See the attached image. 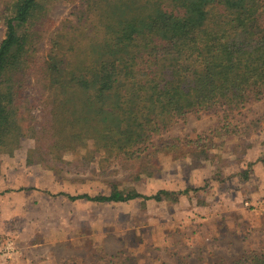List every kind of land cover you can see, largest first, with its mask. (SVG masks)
I'll list each match as a JSON object with an SVG mask.
<instances>
[{
  "label": "trees",
  "instance_id": "trees-1",
  "mask_svg": "<svg viewBox=\"0 0 264 264\" xmlns=\"http://www.w3.org/2000/svg\"><path fill=\"white\" fill-rule=\"evenodd\" d=\"M52 1L0 0V151L11 154L30 137L28 162L36 157L53 170L68 164L63 152L78 149L86 150L83 166L97 153L136 160L166 119L218 110L220 125L188 141L195 159L215 165L212 150L230 136L239 147L253 131L264 146V113L232 122L247 102L264 99V0H81L83 10L53 27L47 53L31 61L32 30L38 38ZM31 62L44 117L37 127L23 125L15 102L17 77ZM160 194L168 191L111 185L108 194L68 197L116 203ZM231 264H264V246Z\"/></svg>",
  "mask_w": 264,
  "mask_h": 264
},
{
  "label": "rangeland",
  "instance_id": "rangeland-1",
  "mask_svg": "<svg viewBox=\"0 0 264 264\" xmlns=\"http://www.w3.org/2000/svg\"><path fill=\"white\" fill-rule=\"evenodd\" d=\"M82 10L81 0L49 3L38 38L32 30L37 51L30 53L31 61L47 53L51 29ZM34 64L38 63L31 62L15 84V102L25 127H37L44 120L33 84ZM263 113L264 99L251 100L234 112L232 122L247 123ZM163 123L136 160L104 161L97 153L83 166L80 156L86 150L78 149L63 152L68 164L53 170L46 165L50 162L36 157L28 162L34 146L30 137H21L11 154L0 151V252L10 243L26 254V264H104L116 258L124 264H214L218 260L231 264L261 249V136L253 131L236 148L237 140L227 137L222 151L212 150L220 160L211 165L192 156L194 145L188 141L217 128L221 111L188 113L182 120ZM174 142L176 147L171 146ZM111 185L143 195L160 190L168 194H160L159 201L135 198L116 203L68 197L108 194Z\"/></svg>",
  "mask_w": 264,
  "mask_h": 264
},
{
  "label": "crops",
  "instance_id": "crops-1",
  "mask_svg": "<svg viewBox=\"0 0 264 264\" xmlns=\"http://www.w3.org/2000/svg\"><path fill=\"white\" fill-rule=\"evenodd\" d=\"M14 249L15 250H13L11 254H8V256L10 258H8L5 262L3 261V257L0 256V263L1 264H4V263L15 264V263H17V261L20 262V264H26V260L29 259V258H27L26 254L25 253H24V255L21 254V250L15 246H14ZM28 257H29V255H28Z\"/></svg>",
  "mask_w": 264,
  "mask_h": 264
},
{
  "label": "built area",
  "instance_id": "built-area-1",
  "mask_svg": "<svg viewBox=\"0 0 264 264\" xmlns=\"http://www.w3.org/2000/svg\"><path fill=\"white\" fill-rule=\"evenodd\" d=\"M245 205H250L251 207H255L256 205H253L251 203H249L248 201L244 202ZM15 250L14 247L12 246V244L8 243L5 245V247H3V251L0 252V256L3 257V261L5 262L8 258H10L8 256V254H11L12 251ZM3 262V263H4ZM5 264V263H4Z\"/></svg>",
  "mask_w": 264,
  "mask_h": 264
}]
</instances>
